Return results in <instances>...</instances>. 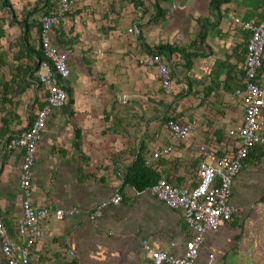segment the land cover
<instances>
[{"label": "crops", "instance_id": "crops-1", "mask_svg": "<svg viewBox=\"0 0 264 264\" xmlns=\"http://www.w3.org/2000/svg\"><path fill=\"white\" fill-rule=\"evenodd\" d=\"M12 1L24 12L27 3L38 0ZM134 1L71 0L59 27L63 43L53 39L60 53L69 54L71 94L48 118L32 171L31 199L37 208L75 212L42 224L43 237L33 251L41 264H154L145 240L152 250L182 257L194 232L180 211L149 188L127 185L128 170L141 156L156 183L164 177L174 186L194 187L199 166L216 163L203 157L202 146L217 150L220 159L236 151L228 133L244 123L235 90L242 86L249 34L233 20L263 22L262 0H226L219 10L212 9V0H150L143 13ZM1 23L0 82L9 83L12 93L4 98L0 83V215L10 238L22 243L17 230L25 196L22 152H3L8 139L25 132L35 118L40 92L35 84L16 92L27 78L19 70L35 69L34 59L21 56L22 28L6 19ZM33 33L29 42L39 48ZM164 45L184 47L191 55L187 61L179 52L161 54L172 69L170 95L156 69L141 63ZM258 83L264 89V65ZM170 119L196 121L198 127L174 144L166 126ZM171 145L170 154L153 157ZM115 193L122 203L91 219ZM231 202L238 211L206 235L198 264H264V145L243 163ZM0 264H8L1 240Z\"/></svg>", "mask_w": 264, "mask_h": 264}, {"label": "built area", "instance_id": "built-area-1", "mask_svg": "<svg viewBox=\"0 0 264 264\" xmlns=\"http://www.w3.org/2000/svg\"><path fill=\"white\" fill-rule=\"evenodd\" d=\"M150 0H138L136 10L143 13ZM264 5V0L262 1ZM71 0H58V9L43 15L41 19L42 51L45 59L39 62L36 77L47 94L44 106L36 112L30 127L19 136H13L4 145L5 153L13 151L22 152L21 187L25 194L22 202L23 220L18 225V234L22 243L13 241L7 233L4 221L0 215V240L2 251L8 264H41L34 256V247L43 237L42 224L55 216L62 220L66 213L75 211H51L48 208H37L32 204V171L36 162L38 145L43 138L48 118L58 113L69 101L66 90L67 81L71 77L68 65V53H60L54 45L52 31L60 25L62 19L69 13ZM234 23L242 32L249 34L247 41L245 74L242 86L235 90L244 106V123L239 128L231 129L229 137L235 140L237 148L231 155L217 156V150L201 147L203 157L215 159V164L204 161L198 169L197 185L177 187L162 177L149 188L151 194L168 207L182 213L188 227L194 236L185 244L182 257H176L170 251L152 250L149 242H143L144 250L148 253L154 264H198L200 250L205 242L206 235L217 230L223 223L232 220L238 209L232 205L233 184L239 175L243 163L251 152L259 145H264V89L258 83V75L264 62V21L254 24L234 18ZM133 29H130L132 31ZM141 63L147 68H154L160 78L165 94L170 95L173 89L171 66L159 54L146 55ZM127 99H124L126 102ZM196 121L182 122L170 119L166 126L170 131L174 144L185 142L189 135L197 129ZM174 145L154 153L158 159L162 155L170 154ZM147 165L151 160L146 161ZM123 201L119 193H115L108 200L103 201L91 214V219H97L107 206H119Z\"/></svg>", "mask_w": 264, "mask_h": 264}, {"label": "trees", "instance_id": "trees-1", "mask_svg": "<svg viewBox=\"0 0 264 264\" xmlns=\"http://www.w3.org/2000/svg\"><path fill=\"white\" fill-rule=\"evenodd\" d=\"M137 1L135 0L133 2L136 5L135 8L138 5ZM37 2H38L37 6L34 10L29 11V10L25 9L24 12L22 11L20 17L14 8L12 0H0V9L2 11L9 12V16L5 17L6 20H9L11 24L17 23L22 28L23 39H22L21 56L25 55V54H27L29 57L33 56L34 64H35V69H33L32 67H29L26 70H22V69L19 70V72L25 71L24 75L27 78L26 79L21 78L22 83H24V86H22L21 88L19 87V89L16 92L18 94H20L21 92L25 91L26 87H28L31 84H35L38 88V91L40 92V96L36 99L37 109L40 110L44 106L46 98H47L46 92L45 91L43 92V90H42L43 89L42 85L39 83V80L34 76V73L38 69L39 62L43 61L45 59L44 53L42 51V41H41L42 24H41V19H42L43 15L57 11L58 0H38ZM157 2H159V1H157ZM222 2H226V0H212L211 1L212 9L219 10L218 6ZM38 14L40 15V17L37 18L39 22L37 21L35 23V21H32V17L34 15H38ZM3 21H4L3 18H0V25L2 24L1 22H3ZM60 25H61V23H60ZM60 25L54 27V29L52 31V39H54L55 37L57 39V37H58V42L63 43L62 38L64 35L61 32V30H59ZM34 27L36 28V33L39 35V39H40L39 46H38L39 48H35V47L31 46V44L29 42L30 37H32L31 33H32V31L34 32ZM3 34H4V32L0 29V37L3 36ZM164 52H168L170 54L179 52L180 54H182V56L187 57L186 58L187 61H189L190 60L189 58L191 57V55L189 53H187V50L184 47L174 48L171 46H165L164 45V46H158V47L152 49L151 51H149L150 54H159V55H161ZM263 64H264V62H263ZM0 83L2 84L3 89H4L3 90V96H4V98H6V96L8 94L12 93L10 90L11 86H9L10 85L9 83H6L4 81H2ZM66 85H67L66 90H67V93H68V96L70 99L69 94H71V92H70V89L68 88V81H67ZM33 120L31 121V124H32ZM253 151L251 152V154L253 153ZM249 157H248V159H249ZM125 183L127 185L135 187L139 191H142V190L150 188L151 186H153V184L156 183V175L152 170H150L147 166H145V162H143L141 159V156H139L136 163L134 164V166L128 170V172L125 176Z\"/></svg>", "mask_w": 264, "mask_h": 264}, {"label": "rangeland", "instance_id": "rangeland-1", "mask_svg": "<svg viewBox=\"0 0 264 264\" xmlns=\"http://www.w3.org/2000/svg\"><path fill=\"white\" fill-rule=\"evenodd\" d=\"M12 3H13V1H12ZM14 5V7L16 8L15 10L17 11V12H20L19 11V9H18V7H16V5L15 4H13ZM27 6H28V9L27 10H29V11H31V10H34L35 8H36V6H37V2H35V3H33V4H29V3H27ZM21 13L22 12H20L18 15H19V17H20V15H21ZM9 16V12H6V11H2L1 9H0V18H3V20H5V17H8ZM38 17H40V15L38 14V15H34L33 17H32V21H35V23L38 21ZM31 21V22H32ZM39 22V21H38ZM33 33V32H32ZM34 42H35V44L37 45V46H39V42H40V39H39V35L36 33V31H34ZM37 98H38V96H37Z\"/></svg>", "mask_w": 264, "mask_h": 264}]
</instances>
